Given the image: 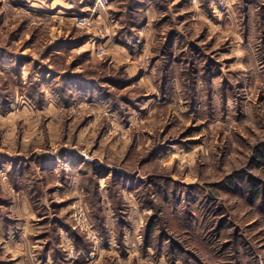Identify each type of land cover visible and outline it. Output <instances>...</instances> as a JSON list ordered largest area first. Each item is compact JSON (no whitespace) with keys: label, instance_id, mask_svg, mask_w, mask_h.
<instances>
[{"label":"rangeland","instance_id":"rangeland-1","mask_svg":"<svg viewBox=\"0 0 264 264\" xmlns=\"http://www.w3.org/2000/svg\"><path fill=\"white\" fill-rule=\"evenodd\" d=\"M96 1L0 0L35 264H264V0Z\"/></svg>","mask_w":264,"mask_h":264},{"label":"crops","instance_id":"crops-1","mask_svg":"<svg viewBox=\"0 0 264 264\" xmlns=\"http://www.w3.org/2000/svg\"><path fill=\"white\" fill-rule=\"evenodd\" d=\"M14 160L10 159L11 162L8 164H2L0 157V204L10 208L9 212H14L15 217V219H7L0 212V254L3 256L0 263L5 261L4 264H35L34 244L31 240L35 207L31 196L32 177L29 179L26 170L29 162L27 159H22L23 163L25 162L23 168L14 166ZM13 169L17 172L11 173ZM47 172L50 174V171ZM51 174L57 173L53 171ZM7 199L10 200L9 204H5ZM48 256L50 261L53 260L50 253Z\"/></svg>","mask_w":264,"mask_h":264},{"label":"built area","instance_id":"built-area-1","mask_svg":"<svg viewBox=\"0 0 264 264\" xmlns=\"http://www.w3.org/2000/svg\"><path fill=\"white\" fill-rule=\"evenodd\" d=\"M110 0H97L96 4H95V9L96 11H98L99 13H106L108 12L109 8H110ZM77 25L79 27H83V28H91L92 26V17L88 18V17H77L76 19ZM101 55L105 54L104 49H100L99 50Z\"/></svg>","mask_w":264,"mask_h":264},{"label":"trees","instance_id":"trees-1","mask_svg":"<svg viewBox=\"0 0 264 264\" xmlns=\"http://www.w3.org/2000/svg\"><path fill=\"white\" fill-rule=\"evenodd\" d=\"M57 225H63V227H64V224L62 223V224H60V223H57ZM57 225H55L53 228H54V230L56 231L57 230V228L59 227V226H57ZM66 228H67V226H66ZM52 237H53V234H52ZM87 251H88V249H86Z\"/></svg>","mask_w":264,"mask_h":264}]
</instances>
